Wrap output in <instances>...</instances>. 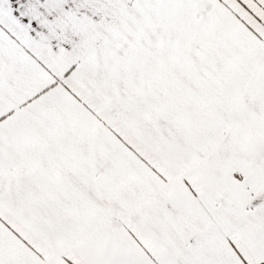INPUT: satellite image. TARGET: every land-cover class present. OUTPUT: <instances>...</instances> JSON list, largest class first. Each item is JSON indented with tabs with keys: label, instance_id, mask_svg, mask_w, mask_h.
Returning a JSON list of instances; mask_svg holds the SVG:
<instances>
[{
	"label": "snow or ice",
	"instance_id": "snow-or-ice-1",
	"mask_svg": "<svg viewBox=\"0 0 264 264\" xmlns=\"http://www.w3.org/2000/svg\"><path fill=\"white\" fill-rule=\"evenodd\" d=\"M0 264H264V0H0Z\"/></svg>",
	"mask_w": 264,
	"mask_h": 264
}]
</instances>
